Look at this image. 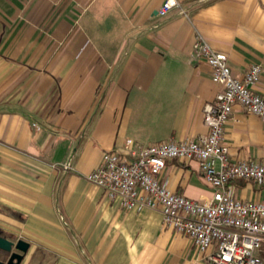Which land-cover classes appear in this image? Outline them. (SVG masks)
Returning <instances> with one entry per match:
<instances>
[{"label": "crops", "instance_id": "1", "mask_svg": "<svg viewBox=\"0 0 264 264\" xmlns=\"http://www.w3.org/2000/svg\"><path fill=\"white\" fill-rule=\"evenodd\" d=\"M178 1L185 14L160 17L162 0H0V235H30L47 264H210L158 209H124L86 179L126 138L137 149L207 133L203 107L221 85L195 30L233 77L259 64L264 97V0ZM223 138L232 161H264V120L241 105ZM159 178L198 202L212 195L194 159L167 160Z\"/></svg>", "mask_w": 264, "mask_h": 264}, {"label": "built area", "instance_id": "2", "mask_svg": "<svg viewBox=\"0 0 264 264\" xmlns=\"http://www.w3.org/2000/svg\"><path fill=\"white\" fill-rule=\"evenodd\" d=\"M174 8H180L178 0H162L157 14L165 17ZM193 49L210 67L212 81L221 85L203 107L207 133L137 149L126 138L124 152L103 151L100 165L86 179L124 209H158L164 225L189 237L210 264H264V198L240 199L233 187L234 181L243 180L263 192L264 161H232L223 138V125L235 104L264 120V97L252 90L261 66L252 64L242 79L233 77L227 55L213 49L197 30ZM170 159L196 160L203 179L214 189L211 197L198 202L170 191L159 178ZM63 166L71 168L69 162Z\"/></svg>", "mask_w": 264, "mask_h": 264}, {"label": "rangeland", "instance_id": "3", "mask_svg": "<svg viewBox=\"0 0 264 264\" xmlns=\"http://www.w3.org/2000/svg\"><path fill=\"white\" fill-rule=\"evenodd\" d=\"M209 187H211V186L209 185ZM255 188H256L255 191H253V190H250L248 188L244 189V188H240L238 186H235L234 190H235L237 197L246 198L249 201L257 200L261 197L264 198V193L262 195L259 194V190H258L259 186L255 185ZM213 190L214 189L212 188V193H213ZM259 196H261V197H259ZM19 238H22L24 240H29L30 242H31V240H33V238L30 235L28 236L27 234H25V232L17 231V232L12 234V240L15 241ZM31 251L32 252H30L28 250V252H27V256L30 255V258L28 259L27 264H47L51 260V257L53 256L52 253L47 252L45 249H42L39 247L34 248ZM27 256H25L26 259H27ZM25 257H24V259H25ZM0 259L4 262L7 260V255L3 251H0ZM42 259H44L43 262H42ZM21 264H25V262L23 263V261H22Z\"/></svg>", "mask_w": 264, "mask_h": 264}, {"label": "water", "instance_id": "4", "mask_svg": "<svg viewBox=\"0 0 264 264\" xmlns=\"http://www.w3.org/2000/svg\"><path fill=\"white\" fill-rule=\"evenodd\" d=\"M30 248V243L22 238L11 240L0 235V251L7 255V260L0 264H21Z\"/></svg>", "mask_w": 264, "mask_h": 264}, {"label": "trees", "instance_id": "5", "mask_svg": "<svg viewBox=\"0 0 264 264\" xmlns=\"http://www.w3.org/2000/svg\"><path fill=\"white\" fill-rule=\"evenodd\" d=\"M241 183L243 182V180H239Z\"/></svg>", "mask_w": 264, "mask_h": 264}, {"label": "flooded vegetation", "instance_id": "6", "mask_svg": "<svg viewBox=\"0 0 264 264\" xmlns=\"http://www.w3.org/2000/svg\"><path fill=\"white\" fill-rule=\"evenodd\" d=\"M1 260V259H0Z\"/></svg>", "mask_w": 264, "mask_h": 264}]
</instances>
